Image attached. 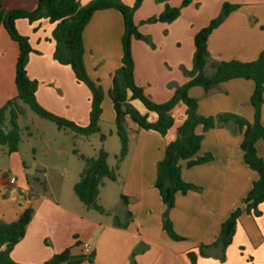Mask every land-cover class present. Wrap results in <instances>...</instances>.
<instances>
[{
  "label": "crops",
  "instance_id": "obj_1",
  "mask_svg": "<svg viewBox=\"0 0 264 264\" xmlns=\"http://www.w3.org/2000/svg\"><path fill=\"white\" fill-rule=\"evenodd\" d=\"M90 1L81 4L84 6ZM122 1L130 7L135 4V0ZM182 1L170 0L171 6L179 7V2ZM37 2L38 0H21L15 7L4 5L3 8L33 11ZM206 2L209 3V14L199 15L193 2L182 9L176 21L169 24L142 25L143 21L159 16L165 9L164 5H159L143 14L145 4L153 6L151 0H144L135 12V24L143 26L140 32L150 37L154 45L152 47L140 40L132 41L135 80L153 102L162 104L169 101L176 88L188 81L182 68L190 70L193 66L195 36L221 15L222 7L228 0H200L199 9H204ZM230 2L243 5L232 12L211 34L208 40L209 59L218 62L255 61L264 51V1ZM19 21L16 22V27L22 33L24 24ZM38 26L37 29L40 30L47 28L46 32H50L52 37L54 24L50 25L42 20ZM22 34L32 42L33 37L29 33ZM123 34V17L113 9L96 12L84 30L86 70L105 93L101 131L102 123L107 118L106 112L110 122L115 124L116 113L114 115L112 112L108 96L112 76L122 65ZM42 38L39 35L35 40L37 46L33 49L38 53L31 54L27 66L29 78L38 82V102L59 117L87 126L91 110L89 89L76 80L70 67L60 65L54 59L53 44L45 47ZM52 41L49 37V42ZM18 55V45L1 28L0 107L17 96L15 72ZM206 70L209 74L210 68L207 67ZM254 89L253 81L234 79L209 93L201 87H193L189 90V95L199 101L198 113L204 117L233 113L252 122L255 114L251 105ZM132 104L143 115L147 114L150 122L157 121V115L149 113L140 101L136 100ZM185 111L184 105L176 107L172 113L175 126L166 136L152 130H142L127 120L128 155L120 164L118 180H108L120 188L117 196L119 202L111 209L103 203L101 196L102 189L107 186L105 180L100 192V205L109 215L98 212L96 213L101 216L91 214L92 210H87L71 196L65 197L62 190H46L45 194L36 197L33 195L32 198H28L29 193H26L24 199L16 196L14 190L9 199L0 196L2 222L13 223L25 209H34L24 238L11 252L12 260L20 264H43L55 254L73 248L74 239H78L83 244L92 245L95 252L92 264H131L134 252H137L136 264H192L188 254L198 253L202 245L208 246L216 242L222 224L235 209L243 206L244 198L259 175L244 162L241 133L228 127L208 131L197 157L212 154L213 160L192 168L187 166V161L180 162L182 179L201 190L190 191L186 195L177 194L169 218L176 233L185 240L171 239L164 230L167 209L155 188V180L158 163L164 158L167 145L176 138L177 128L185 118ZM262 123L264 125V105ZM196 133H203L202 126L196 128ZM256 148L258 156L264 160V141H259ZM22 165L27 173L26 163L22 162ZM38 167L35 163L34 172H37ZM44 168V174H47L49 169ZM2 180L1 187H8V178ZM123 197L127 198V204ZM259 209L262 213L260 217L247 213L240 217L233 242L225 251L224 261L221 260V248L215 247L207 251V257H198L195 264H264V203ZM129 213L132 215L131 221L127 227H121L128 221ZM115 218H118L119 225ZM81 254L83 252L72 250L73 256Z\"/></svg>",
  "mask_w": 264,
  "mask_h": 264
},
{
  "label": "trees",
  "instance_id": "obj_2",
  "mask_svg": "<svg viewBox=\"0 0 264 264\" xmlns=\"http://www.w3.org/2000/svg\"><path fill=\"white\" fill-rule=\"evenodd\" d=\"M168 2L169 0H155ZM200 0H183L181 7H171L168 4L165 10L159 15L149 18L142 24L172 23L176 21L183 8L193 2ZM144 0H135L133 7L125 5L121 0H91L82 6L81 0H38L33 11L22 9L5 10L0 0V29L4 28L12 41L18 45L19 55L16 63L15 85L17 96L10 99L6 105L0 107V145L8 148L9 154H16L19 151L21 142V130L18 125V118L25 114V110L18 104V100L27 105L40 118L51 121L60 130L69 129L77 136L89 137L100 134V139L105 142L107 136L101 133L100 121L103 113L104 90L98 83L93 81L86 70L84 63L85 46L84 30L98 11L113 9L121 13L124 20V34L122 37L123 57L122 65L112 76V87L109 97L112 100L116 113L115 127L116 135L121 142V150L117 156L118 164L112 169L108 163L109 155L101 149L95 157H87L74 150V154L84 162L77 183L74 185V192L78 200L87 210L96 211L101 215H109L100 205V192L104 180L116 182L118 170L129 151V133L127 120L142 130L155 131L166 136L175 126L173 111L179 105L186 108L185 118L177 128L176 138L171 141L165 150L164 158L158 163L155 180V188L159 191L163 203L166 206V218L164 230L174 241H184L185 238L178 235L169 218V212L174 208L177 194L186 195L190 191H199L200 187L186 183L182 179L181 161H187L189 168L209 163L213 160L212 154L197 157L204 139V135L215 128L227 127L229 123L236 126L234 132L241 133L243 140L241 150L246 165L256 171L259 179L253 184L252 189L243 200V206L235 209L229 218L222 224L220 234L212 245H202L198 253L188 254L192 264H195L198 257H207V251L211 248H221L225 260V251L232 244L240 217L244 214L261 216L259 209L264 203V160L258 156L256 145L264 141V125L262 123V108L264 105V51L252 62L232 61H210L208 52V40L211 34L225 21V19L241 6L238 4L225 3L220 16L213 19L207 27L201 29L195 36V52L193 66L190 70L182 68L188 81L176 88L171 99L165 103L153 102L137 85L135 80V64L132 55V41L140 40L150 44V37L143 35L134 22V14L141 7ZM18 20H27L30 24L41 20H48L55 25L52 31V40L55 43L54 59L63 66L72 69L76 80L84 84L91 93L90 119L87 126H81L70 120L59 117L40 105L36 92L38 82L28 76L27 66L31 54L38 53L30 44V39L21 35L16 28ZM207 67L210 73H207ZM234 79H245L253 81L255 89L251 97V105L255 110L254 120L247 119L233 114L221 113L217 116L204 117L198 113L199 101L189 95L193 87H201L206 93L218 88L220 85ZM140 101L149 113L157 115V121L152 123L148 115H143L132 104ZM10 115L11 129L4 131L2 125ZM202 126L203 133H196V128ZM3 174V178H7ZM13 185V184H8ZM33 194L29 193L28 198ZM127 204V198L123 197ZM34 209L29 207L24 210L20 217L13 223L0 221V264H20L11 258L14 247L24 238L26 229L30 224ZM116 223L118 224V218ZM132 219L128 214V221L121 225L127 227ZM119 225V224H118ZM77 245H81L78 243ZM3 247L5 249L3 250ZM73 248H67L59 254H55L50 260L43 264H92L95 259L94 250L89 253L73 256ZM132 255L131 264H136Z\"/></svg>",
  "mask_w": 264,
  "mask_h": 264
},
{
  "label": "rangeland",
  "instance_id": "obj_3",
  "mask_svg": "<svg viewBox=\"0 0 264 264\" xmlns=\"http://www.w3.org/2000/svg\"><path fill=\"white\" fill-rule=\"evenodd\" d=\"M230 1L232 0H228L226 3L238 4V2L234 3ZM239 1L244 3L246 0ZM81 2L86 3L87 0H81ZM151 2L153 6L148 7V5L145 4L142 8V13L156 8L159 5H164L166 7L167 4L169 6L172 4L170 0L168 2L151 0ZM182 2H179V7H181ZM19 3H21V0H4L2 6L15 7ZM173 3H175V1ZM124 4L127 5L126 3ZM199 4L200 3L197 4L196 2L194 4V7L196 8L195 10L198 11L199 15L205 16L206 14H209V3L206 2L204 9H199ZM221 12H223V7ZM46 21L51 25L48 20ZM19 22H23L24 24V32L22 33H29V35L33 37L32 42L30 41L33 48L37 46V41L35 40H37L39 35L43 37L42 44L45 47L52 43L55 48V43L53 41L49 42V37L51 39L52 37L50 32H46L48 29H37L39 27V22L33 24H30L27 20H20ZM137 26L140 29L139 31H141V27L143 26H141V24H138ZM22 33L20 34L25 36ZM14 44L17 46L15 42ZM108 99L112 106V112L115 115L112 100L109 96ZM18 104L26 112L18 118V125L21 130L19 152L18 154H9L8 148L0 145V196L4 197V199L12 197L13 194L11 192L13 190L16 196L19 198L21 197L22 199L26 197V193H33L34 197H36L39 194H45L46 190H62L65 197L71 196L79 202L73 186L74 183L79 180L80 175L78 173L83 169L84 162L78 157V155L74 154V150H77L80 154L86 155L87 157H95L101 149H104L109 153L108 162L110 167L114 169L118 164L117 156L121 150V142L116 135L115 124L111 123L108 119V112L105 113L107 118L106 121L102 123L101 131L102 134L107 136V139L105 142H102L100 134L84 137L77 136L69 129L60 130L51 121L40 118L20 100H18ZM10 119V115L8 114L6 121L2 125V129L6 132L11 129ZM22 162L26 163L28 169H33L34 164L36 163L39 166L37 172H34V174H27ZM44 167L49 169L47 174H44ZM3 174H7L8 179L14 178V184L8 187L6 186L5 188L1 187ZM105 181L107 182V186L102 189L101 198L103 203L108 207L110 206L111 209L119 202L117 196L120 188L118 185L111 183L108 180ZM91 214L101 216L98 215L96 211H92ZM78 243L81 242L78 239H74V244L72 246L73 249L75 251H80V253L84 252L81 251V249L83 250L84 244L81 243V245H77Z\"/></svg>",
  "mask_w": 264,
  "mask_h": 264
},
{
  "label": "built area",
  "instance_id": "obj_4",
  "mask_svg": "<svg viewBox=\"0 0 264 264\" xmlns=\"http://www.w3.org/2000/svg\"><path fill=\"white\" fill-rule=\"evenodd\" d=\"M8 182H9V184H14L15 179L14 178L8 179ZM83 251H84L85 254L91 253L93 251L92 245H90V244H84Z\"/></svg>",
  "mask_w": 264,
  "mask_h": 264
},
{
  "label": "water",
  "instance_id": "obj_5",
  "mask_svg": "<svg viewBox=\"0 0 264 264\" xmlns=\"http://www.w3.org/2000/svg\"><path fill=\"white\" fill-rule=\"evenodd\" d=\"M227 127H228L229 129H231V130H233V129L236 128V126L234 125V123H229V124L227 125ZM33 173H34V169H28L27 174H33Z\"/></svg>",
  "mask_w": 264,
  "mask_h": 264
}]
</instances>
